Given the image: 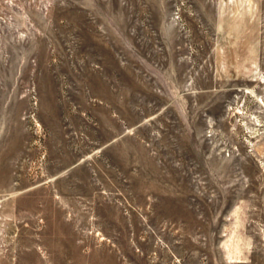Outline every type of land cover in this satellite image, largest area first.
Segmentation results:
<instances>
[{
    "label": "rangeland",
    "instance_id": "374dc122",
    "mask_svg": "<svg viewBox=\"0 0 264 264\" xmlns=\"http://www.w3.org/2000/svg\"><path fill=\"white\" fill-rule=\"evenodd\" d=\"M0 264H264V0H0Z\"/></svg>",
    "mask_w": 264,
    "mask_h": 264
}]
</instances>
